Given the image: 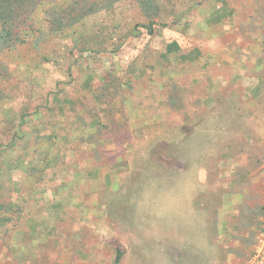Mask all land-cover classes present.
Masks as SVG:
<instances>
[{
    "label": "rangeland",
    "instance_id": "rangeland-1",
    "mask_svg": "<svg viewBox=\"0 0 264 264\" xmlns=\"http://www.w3.org/2000/svg\"><path fill=\"white\" fill-rule=\"evenodd\" d=\"M220 7L235 11L234 28L223 33L206 22ZM178 13L180 21L149 34L137 3L126 0L40 48L8 55L12 109H39L36 125L45 133L56 126L58 137L40 142L41 152L51 149L40 170L14 172L12 188L28 177L22 210L36 219L38 236L31 228L30 236L16 233L22 224L11 210L0 264H114L118 251L120 264H245L254 255L264 145L238 144L234 170L214 151H230L233 137L262 136V126L217 123L251 117L249 109L263 121L264 101L204 100L195 53L214 54L217 39L234 40L264 58V0H166L165 19ZM26 145L33 153L34 143ZM23 195L13 192L15 200Z\"/></svg>",
    "mask_w": 264,
    "mask_h": 264
},
{
    "label": "trees",
    "instance_id": "trees-1",
    "mask_svg": "<svg viewBox=\"0 0 264 264\" xmlns=\"http://www.w3.org/2000/svg\"><path fill=\"white\" fill-rule=\"evenodd\" d=\"M126 0H0V118L5 123L2 131L4 138L0 141V243L3 244L2 233L7 234L11 220L12 193L8 191L14 183V172L17 169L25 173L40 170L37 161L45 163L50 158L51 149L41 152L40 142L46 138L49 143H56L58 131L52 126V131L42 123L36 125L35 116L39 117V109L32 116L29 111L7 107L12 99L7 88V82L12 71L6 58L23 46L40 48L51 37L63 34L83 22L86 18L100 12H113L118 4ZM137 3L141 14L148 20L144 25L149 34H153L157 25L169 27L180 21L181 16L169 20L163 15L166 0H132ZM198 2V4H200ZM223 16L221 7L218 11ZM171 45H178L173 42ZM171 47V46H170ZM7 61V62H6ZM37 108V107H36ZM23 109V108H22ZM14 127V128H13ZM1 129V125H0ZM1 132V131H0ZM22 141L34 143L33 153L20 144ZM37 176L36 179H39ZM24 181H21L23 183ZM19 183L18 185H20ZM14 188V187H13ZM5 197V198H4ZM9 244V243H8ZM10 246V245H9ZM123 254L118 251L114 264H120Z\"/></svg>",
    "mask_w": 264,
    "mask_h": 264
},
{
    "label": "crops",
    "instance_id": "crops-1",
    "mask_svg": "<svg viewBox=\"0 0 264 264\" xmlns=\"http://www.w3.org/2000/svg\"><path fill=\"white\" fill-rule=\"evenodd\" d=\"M225 14V12L222 15H219L218 12H215L213 14H210V19L208 21L209 15L206 17V22L208 23L207 26H219V32H226L227 29L234 28L235 23V11H230V14ZM227 17V18H226ZM210 22V23H209ZM216 36H219V33H216ZM175 42V41H174ZM237 41L230 40L227 42H224L222 40L217 39L214 47V54L209 52V55L206 54V52H196L195 55L198 56L197 64L199 66V72H198V79L200 80L201 86L204 85V87L200 88L201 96L204 100H211V95L214 96H221L224 97L223 100H229L230 96L232 99V103H235L237 95H245L249 99H252V102L255 105L256 102V95L257 98H261L264 101V58L261 56L262 51L259 47H250L249 45H244L241 47L239 46ZM173 43V42H172ZM236 43V44H235ZM177 44H179L177 42ZM176 46V45H175ZM176 47H179L177 45ZM240 47V48H239ZM229 51L231 54H226V52ZM240 52V53H239ZM194 55V56H195ZM211 63V65H210ZM216 65V70L213 68H210L212 64ZM210 65V66H209ZM257 73V74H256ZM204 81V82H203ZM226 96V97H225ZM236 96V97H235ZM230 98V99H231ZM7 107L12 108V104L6 105ZM253 112L255 111V106L252 108ZM234 111L236 110V105L232 106V109ZM247 116L251 117H240L238 119V116L234 119L229 120L230 122L219 120L217 125L219 126H248V127H257L262 126L264 127V120H259L255 118V114L253 115L251 110H247ZM1 129H0V141L3 140L5 131H2V129L5 127V123L0 121ZM14 128V127H13ZM24 142L20 144L21 146L25 147ZM232 144L234 146L230 151H223L222 149L215 150V157L219 159L224 158H230V164L231 169H238L239 163V155L240 149L243 147L238 144L243 142L248 143H255V144H262L264 145V134L262 136L257 134H250L246 137V140H241V138L233 137L231 138ZM254 150V148H253ZM246 157V156H245ZM247 158V157H246ZM234 159V161H233ZM27 174V173H26ZM28 175V174H27ZM28 177H25L22 179V181H26ZM264 181V179H263ZM264 184V183H263ZM262 189V188H261ZM21 190L24 192L22 201H19L18 198L15 200L13 196L14 191ZM31 190V189H30ZM30 190L28 191L26 189L25 184H21V186H15L14 188H11L8 191V194L12 193V201L14 204H12V210H16L17 216L14 217L18 219V222H21L22 226L18 227V230H16V233L22 234V238L25 236H30L27 232H29V228H31V235L34 237H37V233L34 231V226L37 224L36 219H33L32 216H27L25 214V211L22 209L24 206H29V202L25 204L26 201H29L26 197L27 194H30ZM5 198V197H4ZM19 206H22L21 208ZM18 207V209H16ZM19 212V213H18ZM13 213V212H12ZM13 232L15 233V229L13 227ZM258 248H255L256 251ZM33 256V254H31ZM253 256V254H252ZM252 256H249V259L246 261L245 264H248L251 260ZM8 262L6 264H14L12 262ZM26 262V261H25ZM24 263V262H23ZM22 264V263H21Z\"/></svg>",
    "mask_w": 264,
    "mask_h": 264
},
{
    "label": "built area",
    "instance_id": "built-area-1",
    "mask_svg": "<svg viewBox=\"0 0 264 264\" xmlns=\"http://www.w3.org/2000/svg\"><path fill=\"white\" fill-rule=\"evenodd\" d=\"M248 264H264V218H263V231L260 238V245L255 251Z\"/></svg>",
    "mask_w": 264,
    "mask_h": 264
}]
</instances>
